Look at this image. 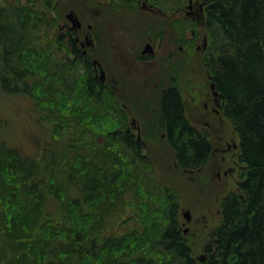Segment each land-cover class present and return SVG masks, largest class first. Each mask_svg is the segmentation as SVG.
I'll return each mask as SVG.
<instances>
[{
    "label": "trees",
    "instance_id": "16d2710c",
    "mask_svg": "<svg viewBox=\"0 0 264 264\" xmlns=\"http://www.w3.org/2000/svg\"><path fill=\"white\" fill-rule=\"evenodd\" d=\"M27 2L0 0V98H31L35 109L43 112L38 115L41 123L56 127L70 142L64 145V159L49 144L35 160L0 140V264H122L124 259L128 264H164L163 255L173 264L174 258L190 254L180 232L176 228L170 231V226L179 222L178 197L172 194L164 202L142 193L141 185H148L153 178L149 170L155 169L152 160L146 168H123L114 162L108 123L88 107L104 104L112 111L107 94L93 85L97 82L93 75L80 76L76 68L68 69L69 64L58 59L55 42L46 37L56 25L45 24V11ZM205 6L203 30L209 45L202 63L229 102L225 116L240 136L245 165L252 171H248L251 180L245 177L241 183V203L239 196L220 202L224 221L211 238L230 264H264V0H205ZM162 95L169 129L165 140L173 148L175 162L187 172L200 170L212 154L209 143L200 136L207 131H194L187 125L178 88H165ZM92 128L91 133L85 132L86 142L75 131ZM103 134L107 140L101 142ZM58 143L54 140L53 146ZM32 161L49 165L45 176L40 180L35 177L34 185L29 186L25 175L36 174ZM91 198V214L102 215L83 220L77 214L81 207L76 208ZM56 202L64 208V216L49 210ZM128 207L132 213L127 214V221L122 218L118 223L106 217L115 208L126 212ZM49 211L56 214L51 222L46 221ZM131 222L137 228L120 238L129 241L125 248L102 234L103 226L116 229ZM147 229L156 233L159 243L147 259H139ZM100 239L104 243L101 248ZM73 245L76 251L72 254L55 249Z\"/></svg>",
    "mask_w": 264,
    "mask_h": 264
},
{
    "label": "rangeland",
    "instance_id": "374dc122",
    "mask_svg": "<svg viewBox=\"0 0 264 264\" xmlns=\"http://www.w3.org/2000/svg\"><path fill=\"white\" fill-rule=\"evenodd\" d=\"M195 21L197 23L195 31L198 35L195 36L194 50H196V45L200 47V50L195 51L196 53L185 49L187 42L184 38L180 40V37H162L158 45L157 56L149 61H143L139 58L140 52L138 53V47H136L139 42L135 41L143 37L128 38L123 34L124 37L117 39L114 48L109 51L110 57L107 59V54L102 56V62L107 68V81L110 84L115 83L112 86L118 92H126L127 98L134 106L135 103H139L150 109L154 108L158 103L160 90L174 85L181 90L189 116L196 118L195 121L200 127L210 122L214 152L210 162L195 172H187L176 167L174 153L163 138V131L157 126L156 128L150 126L151 122L159 120L158 117L150 120L146 118V122L149 121V123L147 128L144 125L142 130L145 137L143 138L146 139L153 152L150 156L155 168L149 169L153 172V178L148 185L156 182L161 186L175 189L176 192L173 195L175 199L178 197L180 203L179 214L190 210L193 212L192 215L195 211L197 212L194 216L195 220L196 217L202 216L196 223L190 224V237L192 236V239L196 241H208L212 233L211 224L218 214L217 201L220 202L218 199L228 189L236 186L242 171L239 165L233 164L232 155L227 151L229 144L238 145L239 138L236 131L225 116L216 117L209 110H205L203 102L200 103L196 99L197 94H200L199 85H209L210 77L202 63L203 53L207 49H202L205 37L209 41L206 31L203 30L205 19H195ZM53 34L57 36V32L52 33L50 38L55 42L58 59L65 65L67 55L60 50L58 37ZM100 39L104 46L113 47L105 37H100ZM180 45L184 47V51L180 50ZM120 47L129 49V51L123 52ZM68 64L66 68H76L80 76L87 74L94 76V72L90 68H85V63L79 59L75 63ZM58 71H60L59 65ZM95 92L99 93L97 90ZM114 97L111 95L112 100ZM135 97L138 98V102L135 101ZM111 98L108 97L107 105L113 109L112 114L115 117L120 116L118 110H120L121 102L114 103L113 106ZM122 107L123 114L133 120L136 108L126 107L124 103ZM0 118L3 123L0 126V140L8 146L20 149L23 155L30 158L42 157L45 147L50 148L49 144L54 136L52 127L49 126L50 124H46L49 127L45 126L38 119L31 98L23 95L2 96L0 98ZM155 191L156 189L153 192ZM188 226L184 225V228Z\"/></svg>",
    "mask_w": 264,
    "mask_h": 264
},
{
    "label": "bare ground",
    "instance_id": "6f19581e",
    "mask_svg": "<svg viewBox=\"0 0 264 264\" xmlns=\"http://www.w3.org/2000/svg\"><path fill=\"white\" fill-rule=\"evenodd\" d=\"M210 81H209V85L208 84H200V94L194 95L196 96L198 102L202 103L203 102V106L206 105L205 103H208L209 106L220 112V114L223 116H225V105H226V101L228 102L226 97H223L221 95V92H219L216 89V85L214 83V87H212V83H213V77L210 76ZM102 79L98 78L97 82H93V85L97 86L99 90L105 92L107 94V97L111 98V95H114L115 97L110 99L113 103H119L121 102V107L120 110H118L120 116H114V114H112V111L109 109H105L106 105L102 104L100 106H95V105H90L89 110L92 111V109L94 111H96L97 113H99V115H102L107 121L108 123V132L110 135V137H112V143L109 145L111 147L112 151L111 153L115 156L114 157V162L116 164H118V166L126 168L129 167L130 165L134 167V165H137V167H141L144 165V168H146V165L148 164V162L150 163L151 161V156L150 154H152L153 152L150 150V146L148 144V142L146 141V139H144L145 137L143 136L142 130L144 129V125L145 128H147L149 121L146 122V118L150 119H155L158 117L159 120H154V126L153 123L151 122V127L153 128H157L161 131H163V133L166 131L168 132L169 129L167 127V125L165 124L164 121V115L165 113V98L162 95L163 89L160 90L159 92V99H158V103H156L157 105L150 109L149 107L143 105V104H139V103H135V106L132 104V102L129 101V99L127 98V94L126 92L120 91L118 92V90L115 89L114 92H112L110 86L112 85V83L110 84V82H108L106 80V78L101 77ZM105 94V95H106ZM226 100H224L222 97ZM205 100V102H204ZM135 101L138 102V98L135 97ZM126 106V107H135L136 109L134 110V119L130 120L129 117H127L126 115L123 114V110H122V105ZM229 103V102H228ZM183 106L185 107L183 109L182 112V116L183 118L186 120L187 125L192 128L194 131H198V129H200V126L197 124V122L195 121V119L191 118L189 115V112H187V108H186V103L184 102ZM115 108V107H114ZM205 108V106H204ZM227 110V109H226ZM45 111V108L44 110ZM209 112H211L212 114H214L216 117L218 116V114L212 110H210ZM36 113L39 115V111L36 110ZM43 114V112H41ZM40 113V114H41ZM211 114V115H212ZM226 114L229 115V113L226 111ZM231 115V114H230ZM229 115V116H230ZM226 118V116H225ZM52 122H54L52 120ZM231 126L233 127V129L235 130L234 126L232 125V123L230 121H228ZM146 123V124H145ZM210 123V122H209ZM42 124L46 125L44 122H42ZM52 127V131L54 133V136L50 142V146L53 149V151L55 152V154L57 156H59L60 158L64 159V155L66 156L67 153L64 149V145L69 143L70 141L66 139V135L61 132L60 130H57L56 127H53L52 125H49ZM48 126V127H49ZM80 127V126H79ZM95 129H89L88 131H85L83 129H76L75 131L78 133V135L81 137V139H84V142H86V137H85V132H89L91 133V131H94ZM237 133V132H236ZM116 134V135H115ZM103 137H101L104 141L107 140V136L105 134H103ZM200 136H202L204 138V140L206 142L209 143L210 145V153L211 157L213 155V149H214V143L212 140V134L208 133V132H204L202 134H200ZM239 141H238V145H231L229 144L227 146V151L231 153V158L233 159V164L235 165L238 162L239 167L242 168V170L245 171V173H243L244 171H242V175L240 177V179L236 182V186H234L233 188L228 189L218 200L221 202L222 200L228 199V198H236L239 200V203H241V199L243 197V194L240 192V189L242 188V185L245 181V177L247 178H251V174L248 175V171L251 173V169H249L245 163L247 164L246 158H245V152L242 150V147L240 145V136L237 134ZM144 137V138H143ZM166 137H164L165 139ZM54 140H57L58 143V147L54 145ZM138 142H140L142 145H139ZM167 145L168 147L173 151V148L170 146V143L167 141ZM53 146V147H52ZM118 151V152H117ZM174 153V152H173ZM210 157V159H211ZM33 159H38V157H32ZM210 159L208 160L207 163L210 162ZM176 163V167L179 168L177 162ZM30 165H32L35 168V175H33L32 173H28L25 175L26 181H28V185L29 186H33L35 183V177L40 180L45 176V172H47L48 170V162L46 163L45 161H32L30 163ZM182 166V165H181ZM184 167V165L182 166ZM80 168L79 166H77V169ZM143 168V167H142ZM141 170V168H140ZM144 170V169H143ZM143 170L141 172H143ZM247 170V171H246ZM140 172V173H141ZM195 172V171H192ZM101 175L103 174V172L100 173ZM246 175V176H245ZM251 180V179H250ZM149 183V181H148ZM156 183V182H154ZM153 183V184H154ZM242 183V184H241ZM141 185L142 186V193L144 194H148L149 196H153L154 194H156V197L159 199H163L164 202H166L167 200L170 199V196L172 194H174V192H176L175 189H171V187H167V186H161L159 183H156L154 185ZM161 187V188H160ZM154 189H156L155 192ZM172 191V192H171ZM134 195V194H131ZM132 197V196H131ZM93 198H91L88 202H86L84 200L85 203L80 204L76 209H78L79 207H81L82 210L77 211V214H79L78 216L81 219H85L88 216H93L95 215L96 217L99 215H102L101 212L100 213H94L91 214L93 210L92 206H90L89 204H93L92 203ZM220 202L217 201V209H218V214H216L211 227H212V233L215 230H218L219 228L222 227V223L224 221V215H223V211L221 209L220 206ZM96 204V203H95ZM57 202L55 203V208H50L49 210H55L56 214L58 216H64L63 214V210L64 208L61 207V205H59V207H57ZM170 206H172L171 208H174V203L171 202ZM97 208V207H96ZM122 208V207H121ZM63 209V210H62ZM75 209V210H76ZM186 212H190V217H186L185 213ZM104 214V212H102ZM132 213V208L128 207L127 211L124 212L122 211L120 208H115L111 213L108 212L106 215V217H109L111 221H116L118 223L122 222V218H124V221H127L129 219V217L127 216V214ZM54 212L49 211L46 218L48 220H46L47 222H51L52 219H54L55 215ZM193 212H191L190 210H186L185 212L179 214L176 213V219L177 222L176 224H174V226H170V231L174 230V228H176V231H179L181 236L184 237L183 238V242L184 244H186V247L189 248V252L190 254L186 255L185 257H180L178 256V258H174V262L173 264H212V263H217V264H230L227 262L226 257H225V253L224 250H221L219 246H216V242L214 241V239H212L210 237V239L208 241H196L192 239V236L190 237V228L191 227V223H196L201 217H196V220L194 218V216L197 214V212H194V215H192ZM195 220V221H194ZM147 224V221H146ZM45 225V224H44ZM148 225H150V221L148 223ZM188 226L187 228H184ZM134 224H124L120 227H117L116 229L111 226V225H106L103 226L102 228V234L105 236V238L109 239L110 241H113L115 243V245L117 247H122L125 248V243H129V241H125V240H121V237H128L129 233L137 227H134ZM144 224L142 225V231H145V226ZM45 226H43L44 228ZM141 228V227H140ZM90 229V228H89ZM54 230L57 231L58 233H64L62 232V229H60L59 227H54ZM115 231L118 232H122L120 234L116 233ZM211 233V234H212ZM120 237H115V236H119ZM62 237V236H60ZM156 235V233L153 234L152 230H148L147 229V233L146 236L144 237V241L145 242L142 245L143 249V254L142 255H138L139 259H144V258H148V254L150 253V251H155L157 250L156 245L159 243L158 237ZM100 243L98 247H103L104 243H103V239H100ZM109 241V243H110ZM78 248V247H77ZM55 249H59V252H64L67 254H72L74 251H76V248L73 246H71L68 249H60L59 246L55 247ZM3 256V255H2ZM95 256V255H94ZM165 256V258H163L162 262L164 264H168V256ZM96 257V256H95ZM136 261L138 263H140L137 259L136 256ZM99 261H97L98 263ZM96 263V264H97ZM122 264H128V259H124ZM150 264V263H149Z\"/></svg>",
    "mask_w": 264,
    "mask_h": 264
},
{
    "label": "flooded vegetation",
    "instance_id": "af4514ba",
    "mask_svg": "<svg viewBox=\"0 0 264 264\" xmlns=\"http://www.w3.org/2000/svg\"><path fill=\"white\" fill-rule=\"evenodd\" d=\"M25 1H28L27 3L32 7L45 11V24L56 25V29H52L46 37H51L52 33L57 32V36L53 35L58 37L60 50L67 55V63H75L79 59L85 63V68H90L94 72L97 81L98 78L102 79V73L107 80V68L102 62V56L107 54V59L110 57L109 51L114 48L117 39L124 37L123 34L128 38L143 37L135 40L139 42L136 47L138 53L140 52L139 58L143 61H149L157 56L162 37H180V40L184 38L187 42L185 49L192 52L196 36L194 25L197 24L195 23L197 20L195 19L205 18L206 13L205 0ZM100 37H105L113 47L104 46ZM205 43L206 37L203 44ZM120 48L123 52L129 51L124 47ZM179 48L181 51L185 50L182 45ZM195 48L197 50L200 47L196 45ZM112 85L110 88L114 92ZM168 87L178 88L174 85L165 88ZM178 90L184 100L181 90L179 88ZM205 104L206 111L212 110L222 118L220 112L212 109L208 103ZM210 127L211 124L207 122L198 130L211 133ZM167 134L168 132L165 131L163 138ZM237 165L238 162L235 166ZM240 169L242 170L241 167Z\"/></svg>",
    "mask_w": 264,
    "mask_h": 264
},
{
    "label": "water",
    "instance_id": "95a60500",
    "mask_svg": "<svg viewBox=\"0 0 264 264\" xmlns=\"http://www.w3.org/2000/svg\"><path fill=\"white\" fill-rule=\"evenodd\" d=\"M77 25L80 26V23L77 22ZM102 76L104 77V73H102ZM212 87H214V82L212 83ZM185 216L189 218L190 217V212H186Z\"/></svg>",
    "mask_w": 264,
    "mask_h": 264
}]
</instances>
